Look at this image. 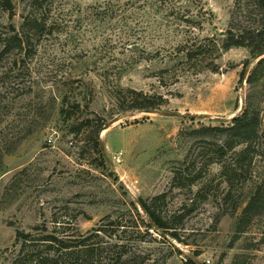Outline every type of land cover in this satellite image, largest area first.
I'll use <instances>...</instances> for the list:
<instances>
[{"label": "rangeland", "instance_id": "1", "mask_svg": "<svg viewBox=\"0 0 264 264\" xmlns=\"http://www.w3.org/2000/svg\"><path fill=\"white\" fill-rule=\"evenodd\" d=\"M8 1L6 10L0 0V35L32 17L37 34L24 76L12 65L16 51L0 60V264L17 248L16 231L57 230L77 241L97 226L114 234L100 231L95 241L123 244L145 257L142 264H193L189 256L200 264H264V205L237 224L264 178V151L232 170L231 151L220 159L214 151L218 135L194 131L227 125L247 98L264 129V74L246 81L258 57L241 77L245 47H209L195 67L180 49L221 38L235 0ZM133 91L159 105L122 110ZM140 198H156L162 215H174L185 243L136 227L132 204L147 220Z\"/></svg>", "mask_w": 264, "mask_h": 264}, {"label": "trees", "instance_id": "2", "mask_svg": "<svg viewBox=\"0 0 264 264\" xmlns=\"http://www.w3.org/2000/svg\"><path fill=\"white\" fill-rule=\"evenodd\" d=\"M2 5L6 10L11 8L8 0H2ZM37 18H27L21 23L18 30L10 26L11 34L0 35V60L5 54L16 51L17 58H13L12 65L16 69V76L22 77L26 70L24 65L25 58L28 57L32 40L37 34ZM205 41L191 42L184 44L180 48L185 52L184 62L195 67L196 63L201 62L211 50H227L231 47H245L249 50V57L243 61L241 77L248 72L251 61L260 53H264V0H235L230 12L227 27L223 36L219 39L210 37ZM209 69L215 70V64H210ZM264 74V55L256 61L255 65L247 73L246 81L253 83ZM25 93L27 90H22ZM134 97L128 106L122 107V110H150L153 111L159 102L153 99V96L143 95L141 92H132ZM161 99V98H159ZM118 102H124V98L118 96ZM78 106V103L75 102ZM64 112V109H61ZM67 115V114H66ZM74 131V130H72ZM194 131H203L217 134L222 141L216 145L215 153L219 154V159L224 156L226 151H231V157H234L236 165L240 163L241 158H248L247 165L252 163V159L264 151V129L260 118V108L252 99L247 98L246 105L240 113L234 115L227 125H206L195 129ZM240 146L239 149L236 147ZM211 159L210 161H212ZM195 180L192 179L190 183ZM156 198L150 201L138 199V204L143 210L146 221L140 216L137 207L133 208L138 214L135 218L136 224H142L148 228L159 231L160 234H168L177 241H183L177 231V218L174 215H162L159 208L154 203ZM264 205V178L259 180L254 186V191L249 197L246 205L242 208L238 217L237 224L247 222L248 218L257 213L260 207ZM110 224H113L109 222ZM102 231L106 236L112 238L114 233L106 234V229L101 226L95 228V232L85 236L81 240H67L62 232L43 234L38 237L30 232L16 231L15 240L17 248L12 254L9 264H101L99 260L103 258L104 264H127L131 261H138L137 264L144 263V256L135 251L128 254V248L121 245L116 250V244L112 242L95 241L101 239L99 232ZM125 232V230H121ZM140 234L136 232V236ZM183 243H185L183 241ZM189 263L200 264L194 256L188 257Z\"/></svg>", "mask_w": 264, "mask_h": 264}, {"label": "water", "instance_id": "3", "mask_svg": "<svg viewBox=\"0 0 264 264\" xmlns=\"http://www.w3.org/2000/svg\"><path fill=\"white\" fill-rule=\"evenodd\" d=\"M264 55V53H260L257 55V57H262ZM144 111H150V110H144ZM170 113H173V112H170ZM118 119V117H113L108 123H105L103 126H102V129L105 130L106 128H108L112 123H114L116 120ZM101 147H102V143H100Z\"/></svg>", "mask_w": 264, "mask_h": 264}, {"label": "built area", "instance_id": "4", "mask_svg": "<svg viewBox=\"0 0 264 264\" xmlns=\"http://www.w3.org/2000/svg\"><path fill=\"white\" fill-rule=\"evenodd\" d=\"M52 141V139H51V136L48 138V142H51ZM121 153L122 152H119V153H117V154H115L114 156H113V158L116 160V161H120L121 160Z\"/></svg>", "mask_w": 264, "mask_h": 264}, {"label": "bare ground", "instance_id": "5", "mask_svg": "<svg viewBox=\"0 0 264 264\" xmlns=\"http://www.w3.org/2000/svg\"><path fill=\"white\" fill-rule=\"evenodd\" d=\"M102 133H103V131H102Z\"/></svg>", "mask_w": 264, "mask_h": 264}]
</instances>
